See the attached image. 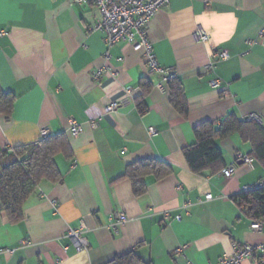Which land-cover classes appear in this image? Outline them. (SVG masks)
<instances>
[{
  "label": "crops",
  "instance_id": "1",
  "mask_svg": "<svg viewBox=\"0 0 264 264\" xmlns=\"http://www.w3.org/2000/svg\"><path fill=\"white\" fill-rule=\"evenodd\" d=\"M99 18L91 3L0 0V90L14 97L11 115L0 112V155L39 141L41 129L63 135L67 148L55 155L60 181L38 185L20 222L0 211V249L7 250L0 264H106L132 250L150 264H217L233 243L264 242V228L252 230L253 220L234 200L264 178L256 159L253 168L237 159L250 144L237 134L216 139L222 168L236 164L230 177L194 173L183 156L203 122L256 115L264 129V0H170L150 19L146 38L158 64L175 72L186 117L172 107L143 49L126 40L107 46L101 32L89 30ZM198 29L206 42L195 37ZM99 69L106 70L95 81ZM142 81L151 88L140 112ZM112 102L117 108L105 111ZM72 119L82 127L77 137L68 133ZM148 158L168 163L172 173L146 177V192L135 196L121 177L129 164ZM117 217L126 222L113 230ZM81 222L87 249L77 252L67 231Z\"/></svg>",
  "mask_w": 264,
  "mask_h": 264
},
{
  "label": "trees",
  "instance_id": "2",
  "mask_svg": "<svg viewBox=\"0 0 264 264\" xmlns=\"http://www.w3.org/2000/svg\"><path fill=\"white\" fill-rule=\"evenodd\" d=\"M170 103L182 116L188 114L187 101L177 78L168 79ZM142 95L137 99V108L145 110L144 98L151 88L148 81L141 82ZM14 97L0 90V112L9 117ZM194 144L183 149V156L189 169L197 174L204 171L219 172L223 167L221 150L215 144L217 138L237 134L243 143L250 144L249 156L256 159L264 168V129L261 124L249 118L238 119L234 114L227 115L218 125L203 122L193 129ZM66 139L63 135L48 136L45 139L13 148L6 156L0 170V211L6 214L11 223L23 218L24 205L43 182L58 183L61 179L55 155L66 152ZM172 173L171 166L157 158L137 160L129 164L121 178H127L135 196L146 192L145 179L148 176L161 180ZM235 202L252 220H264V190L252 188L235 197ZM106 264H150L136 250L117 255Z\"/></svg>",
  "mask_w": 264,
  "mask_h": 264
},
{
  "label": "built area",
  "instance_id": "3",
  "mask_svg": "<svg viewBox=\"0 0 264 264\" xmlns=\"http://www.w3.org/2000/svg\"><path fill=\"white\" fill-rule=\"evenodd\" d=\"M79 5L91 3L98 8L100 18L90 27V31H99L104 37L103 40L107 46H111L119 41H128L133 44L135 50L143 49L146 58V64L150 71L161 75L166 82L168 79L176 77L174 71L168 68L161 67L155 57L152 44L147 40L145 30L150 19L170 0H73ZM264 35V25L260 31L259 36ZM195 37L201 41L206 42L209 36L202 29H198L195 33ZM249 44H253L254 41H248ZM220 59H227L228 54L226 52H219ZM104 57L109 58V54L105 53ZM212 67L211 63L208 66ZM106 69L97 70L93 78L95 81H100L103 72ZM211 88L220 87L218 79H214L210 82ZM159 89L163 90V85H158ZM117 108V103L112 102L106 108L105 111H112ZM251 120L259 121L256 115H250L248 117ZM82 132L80 123L74 119L70 121L68 133L71 137H77ZM156 130L153 127L149 128V134H155ZM49 136L47 129H41L40 138L45 139ZM240 161L247 164L250 168L254 166V158L249 155H239L237 157ZM236 164L232 163L222 168L219 173L222 176L230 177L234 173ZM252 188H259L264 190V178L253 187H244L243 192H247ZM212 199V195H206L205 200ZM53 206L55 202L52 203ZM126 219L124 217H117L115 224L111 227L116 230L117 225H124ZM250 228L254 231H262L264 228V220H253L250 224ZM84 223L81 222L80 228L69 229L67 231V238L72 242L74 249L77 252L87 249V242L83 237ZM6 249H0V255L6 252ZM176 253H180L181 249L175 250ZM257 259V264H264V242L253 245L245 243L242 245L232 244L231 252L224 254L217 262V264H243L246 260L251 258ZM55 264H59L56 261Z\"/></svg>",
  "mask_w": 264,
  "mask_h": 264
}]
</instances>
